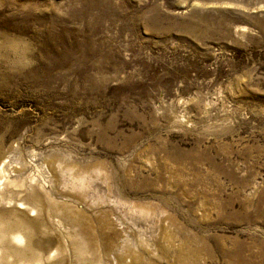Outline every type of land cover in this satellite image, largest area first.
Here are the masks:
<instances>
[{
	"label": "rangeland",
	"instance_id": "obj_1",
	"mask_svg": "<svg viewBox=\"0 0 264 264\" xmlns=\"http://www.w3.org/2000/svg\"><path fill=\"white\" fill-rule=\"evenodd\" d=\"M0 247L264 264V0H0Z\"/></svg>",
	"mask_w": 264,
	"mask_h": 264
},
{
	"label": "bare ground",
	"instance_id": "obj_2",
	"mask_svg": "<svg viewBox=\"0 0 264 264\" xmlns=\"http://www.w3.org/2000/svg\"><path fill=\"white\" fill-rule=\"evenodd\" d=\"M22 208L24 207V205L23 206H21ZM20 207V208H21ZM23 214V216L25 217L26 216V214L25 213H22ZM19 219V218H18ZM19 221V220H18ZM32 219H27V220H24V219H21L20 220V222H19V225L20 226H23V225H25L26 227H27V229L29 228L30 229V227H31V224H32ZM15 223H17V222H15ZM11 227V226H10ZM18 228V227H17ZM23 228V227H22ZM32 228H34V226L32 227ZM13 229H14V226H13ZM9 230V229H8ZM16 232V231H15ZM23 232V231H22ZM17 234H14V236H13V239L15 240V241H17V242H20V243H22L23 244V242L25 241V236H24V234H25V232H24V234L22 233L21 234V232L20 231H17L16 232ZM6 235H8L7 233H6ZM29 235V234H28ZM30 236V235H29ZM8 239V238H7ZM11 241V240H10ZM31 242V241H30ZM11 243V242H10ZM25 244V243H24ZM26 246V245H25ZM29 245H28V249H29ZM1 248V247H0ZM3 248V247H2ZM1 248V249H2ZM20 249V248H19ZM18 249V250H19ZM32 249H33V247H32ZM16 251V250H15ZM25 251V250H24ZM27 251V250H26ZM6 252H8V251H6ZM0 254H2L1 252H0ZM19 254V253H18ZM23 255V254H22ZM26 255V254H25ZM28 255V254H27ZM36 255V254H35ZM34 257V256H33ZM1 259V258H0ZM31 260H33V259H31ZM1 261V260H0ZM35 261V260H34ZM32 262V261H31ZM30 262V263H31ZM32 264V263H31Z\"/></svg>",
	"mask_w": 264,
	"mask_h": 264
}]
</instances>
